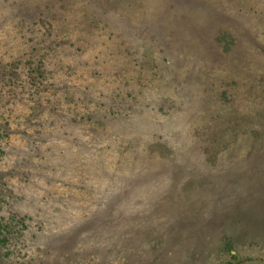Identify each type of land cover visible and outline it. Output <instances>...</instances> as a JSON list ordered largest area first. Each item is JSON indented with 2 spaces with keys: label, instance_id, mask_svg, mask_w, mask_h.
I'll list each match as a JSON object with an SVG mask.
<instances>
[{
  "label": "rangeland",
  "instance_id": "374dc122",
  "mask_svg": "<svg viewBox=\"0 0 264 264\" xmlns=\"http://www.w3.org/2000/svg\"><path fill=\"white\" fill-rule=\"evenodd\" d=\"M23 55L0 264H264V0H0Z\"/></svg>",
  "mask_w": 264,
  "mask_h": 264
},
{
  "label": "trees",
  "instance_id": "16d2710c",
  "mask_svg": "<svg viewBox=\"0 0 264 264\" xmlns=\"http://www.w3.org/2000/svg\"><path fill=\"white\" fill-rule=\"evenodd\" d=\"M41 20H43L42 18H41ZM69 22V20L67 19L66 20V22H64V24L61 26V28L60 29H62L63 28V26L66 24V23H68ZM58 27H60V26H58ZM57 27V28H58ZM61 32L62 33H64V35H65V29H62L61 30ZM66 37V36H65ZM94 42V41H93ZM92 44H94V43H92ZM31 59L32 58H26L24 55L23 56H20V57H18V58H16V59H13V57H10V58H8V59H6V60H3V61H0V72L2 71V70H5V71H10V70H12V69H15V68H17L20 64L22 65V64H29L30 63V65L32 66V61H31ZM38 60H37V66H36V68H31L30 66V68L32 69V72L33 73H35V74H37L38 75V78H40L38 81H39V85L36 83V82H34V83H32L31 82V85H32V88H29L30 90H28V92L30 93V94H37L38 93V91H39V86H41L42 87V83H43V81H48L49 80V78L51 79V77H52V75H53V73L52 72H49L48 74L44 71V68L43 67H45V59H47L46 58V56L45 55H39V58H37ZM2 69V70H1ZM34 87H35V89H34ZM60 87V89H64V85H61V86H59ZM34 90V91H33ZM4 94H3V97L4 98H7V97H9L11 94H12V92L10 91V90H7V89H5L4 90V92H3ZM2 231H3V229H2V226L0 225V235L2 234ZM7 240H6V238H0V243H2V244H4L5 242H6Z\"/></svg>",
  "mask_w": 264,
  "mask_h": 264
}]
</instances>
